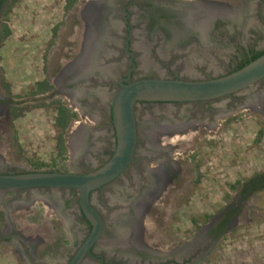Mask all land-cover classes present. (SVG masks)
Wrapping results in <instances>:
<instances>
[{
	"label": "flooded vegetation",
	"instance_id": "af4514ba",
	"mask_svg": "<svg viewBox=\"0 0 264 264\" xmlns=\"http://www.w3.org/2000/svg\"><path fill=\"white\" fill-rule=\"evenodd\" d=\"M6 1L0 0V16L4 13ZM111 1L104 10V29L107 33L101 34L102 40L98 48L89 49L79 56L74 50L73 56H61L58 59L61 63L74 62L70 67L67 64V73L62 83H57L58 90L64 88L67 91L68 105L58 104L54 117V123L60 130L64 128L66 133L69 131L66 143L69 148L73 144L74 149H71L78 159V167L72 168L70 172L85 173L95 170L112 156L116 137L110 104L113 94L121 87L120 82L129 83L148 77L144 71L151 67L154 77L192 79L193 76L187 73H194L199 68L198 73L205 74L202 75L204 79L218 77L235 70L255 51L264 50V46L259 45L264 38V0L244 3L238 12L227 17L225 10L220 17H214V10L209 7L214 3L209 1L206 6L201 2L191 3L189 9L185 6L188 0H126L122 5L118 4L121 0ZM115 10L121 11L123 16L116 14ZM117 25L122 26L123 33H115ZM4 32H7L5 23ZM228 48H233L234 51L228 54ZM146 54L149 57L155 55L158 66L151 61L145 62L143 65L146 66H143L138 58L140 59V55L145 57ZM160 54L170 57L171 64L160 61L157 57ZM227 54L232 58L231 62L220 60V63H214L213 58L225 57ZM181 56L183 74L179 72L182 70L180 67L175 68L179 62L176 66L173 63ZM217 68L223 69L219 71ZM214 70L218 72L213 73ZM43 81L44 78H35L34 81L27 82L24 92L26 95L20 97V100H24L19 101V105L43 100L37 99L44 90ZM255 84L257 90L263 89L264 92V78ZM246 96L245 93L240 95L239 104L235 108L222 102L216 105L211 103L222 98L188 102L140 101L135 104L136 140L127 167L113 180L89 193V202L99 214L103 230L99 240L93 243L81 263L87 260L94 264H197L202 257L210 254L234 215L240 211V205L252 195L241 194L243 188L240 186L246 180L238 182L239 189L234 198L236 202L201 225L200 231L187 243L176 246L174 238L178 231L168 230L167 244H174L170 250L163 251L158 246H148L145 241L141 242L136 222L144 203H151L152 199L161 196L162 188L165 192L170 191L168 187L175 188L169 193V197L174 200L181 191L180 187L189 183L192 167L186 163L187 159L190 160L189 153L182 156L181 134L184 135L189 129H197L196 134L201 135V128H215L220 118L242 107ZM5 98L7 97L0 92V101ZM59 107L68 111V115L62 118L63 126L57 123ZM79 114H84L82 117L91 125L81 123L74 130ZM20 117L21 113L16 114L15 118L19 120ZM194 151L192 149L190 152ZM200 153L201 150H197L196 155L191 156L194 160V174L198 170L201 172V166L205 162L206 155L204 152ZM0 172L24 171L4 170L0 163ZM31 190L10 189L6 196H0V206L4 205L1 206L3 215L8 217L19 205L29 207L33 200L45 196L56 207V215L65 223L66 233L71 235L73 241L68 240L59 252L64 257L60 264H67L91 230L90 223L80 209L78 192L72 188L43 187L34 189L35 192ZM157 217L160 215L157 214ZM107 228L110 232L114 231L113 235L106 237L108 241L102 242ZM13 231L23 245L22 257L27 264L40 263L38 242L43 238L33 239L32 235L27 237L13 225L3 229V233Z\"/></svg>",
	"mask_w": 264,
	"mask_h": 264
},
{
	"label": "rangeland",
	"instance_id": "374dc122",
	"mask_svg": "<svg viewBox=\"0 0 264 264\" xmlns=\"http://www.w3.org/2000/svg\"><path fill=\"white\" fill-rule=\"evenodd\" d=\"M125 1L121 0L118 4L122 5ZM189 1L201 2L204 6L207 1L213 2V6L209 7L214 10V17H220L223 10L227 17L252 0H188L185 5L188 9L192 6ZM111 3V0L6 1L4 13L0 16V92L7 97L0 101L2 169L68 172L78 167V159L71 149L73 144L69 148L66 143L69 131L66 133L64 128L60 130L54 123L57 105H68L69 102L67 91L64 88L58 90L57 86L67 73L68 63H61L58 59L61 56H73L74 50L79 56L89 49L98 48L102 40L101 34L107 33L104 29V10ZM115 12L123 16L121 11ZM4 23L7 27L5 34ZM116 27L115 33H123L121 25ZM259 45L264 46V38ZM232 51L233 48H228V54ZM228 54L213 58L214 63H220V60L231 62L232 58ZM154 57L155 55H140L138 60L142 65L151 61L158 66ZM157 57L160 61L170 63V57L161 54ZM181 62L183 64V57H177L173 63L178 65L172 66L173 69H182ZM73 63L69 61L68 67ZM217 69L220 71L223 68ZM198 71L187 74L193 76L192 79H204L202 75L205 74ZM179 72L183 74V69ZM215 72L218 71L214 70L213 73ZM144 73L148 77H154L152 67ZM35 78H44V90L37 98L43 100L19 105L18 102L24 100H20V97L26 95V83ZM256 87L253 84L240 94L233 93L211 102L214 105L222 102L235 108L239 104L240 95L247 94L242 107L220 118L215 128H201V135L196 134L197 129H189L184 135L181 134L182 156L189 153L190 160L187 159L186 163L192 167L191 178L189 183L180 187L181 191L174 200L169 197V193L175 188L168 187L170 191L165 192L162 188L161 196L152 199L151 203H144L136 222L141 242L145 241L148 246H158L163 251L170 250L174 244H167L169 239L166 236L168 230L176 229L175 245L187 243L200 231L201 225L236 202L234 198L239 189V180L264 173V92ZM25 109L27 111L24 112ZM20 113L22 117L16 120V114ZM83 115L76 117L74 130L81 123H90L84 120ZM60 125L63 126L62 123ZM192 149L195 151L190 152ZM197 150H201L206 156L201 172L195 170L197 173L194 174L195 166L191 156L196 155ZM31 191L35 192L34 189ZM7 193L8 190L0 189V196H6ZM1 206L0 264H27L22 257L23 245L15 232L3 233L5 227L12 225L27 237L32 235L33 239L43 238L38 242L40 263L37 264L63 262L64 257L59 252L68 240L73 241L71 235L66 233L65 223L56 215V207L45 196L33 200L29 207L19 205L8 217L3 215ZM113 232L107 228L102 242L108 241L106 237L112 236ZM201 259L197 264H264V189L246 198L210 254ZM81 264L94 263L86 260Z\"/></svg>",
	"mask_w": 264,
	"mask_h": 264
},
{
	"label": "water",
	"instance_id": "95a60500",
	"mask_svg": "<svg viewBox=\"0 0 264 264\" xmlns=\"http://www.w3.org/2000/svg\"><path fill=\"white\" fill-rule=\"evenodd\" d=\"M193 1H189L192 3ZM264 78V53L224 75L207 79L144 77L121 83L111 99L116 145L112 156L95 170L0 172V189L72 188L78 192L80 209L91 225L86 239L67 264H80L99 240L103 227L99 214L89 202V193L117 177L129 163L135 146V104L140 101H201L222 98L245 90Z\"/></svg>",
	"mask_w": 264,
	"mask_h": 264
},
{
	"label": "trees",
	"instance_id": "16d2710c",
	"mask_svg": "<svg viewBox=\"0 0 264 264\" xmlns=\"http://www.w3.org/2000/svg\"><path fill=\"white\" fill-rule=\"evenodd\" d=\"M262 53H264V50L261 51H255L253 53L252 56L248 57L245 59L244 62H242L236 69L240 68L241 66L245 65L246 63L250 62L251 60L255 59L256 57H258L259 55H261ZM59 114H58V119H57V123L60 124L62 123V118L63 116H67L68 115V111L63 108V107H59ZM70 116H72V113L70 114ZM240 188H243L242 191V195H248L250 193H254L257 191H261L262 189H264V173H258L255 174L254 176L248 178L241 186ZM227 218L225 219V223H226ZM226 225V224H225Z\"/></svg>",
	"mask_w": 264,
	"mask_h": 264
}]
</instances>
